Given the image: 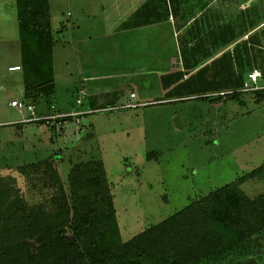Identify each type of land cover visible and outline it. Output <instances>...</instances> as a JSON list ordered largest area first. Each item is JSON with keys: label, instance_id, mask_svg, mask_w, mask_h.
<instances>
[{"label": "rangeland", "instance_id": "374dc122", "mask_svg": "<svg viewBox=\"0 0 264 264\" xmlns=\"http://www.w3.org/2000/svg\"><path fill=\"white\" fill-rule=\"evenodd\" d=\"M48 2L55 38V94L50 100H25L22 71L8 70L21 64L16 3L0 0V181L11 184L27 209L39 207L53 213L55 223H65L63 231L71 235L73 212H60L64 204L70 208L76 201L73 181L78 180L79 172V178H88L103 170L101 181L108 188L120 239L125 242L264 164V99L241 91L237 88L240 83L234 87L241 70L253 67L254 58V71L262 74L257 84L264 86V62L257 53L261 48L264 57V0H238L230 14L220 17V25L196 33L194 38L195 33H191L185 48L180 39L175 43L177 60L202 69L189 85L196 86L194 95H156L145 71L139 68L133 71L137 72L135 77H128L132 60L121 70L116 61L120 55L113 56L108 45L103 47V58L110 74H118L119 80L126 74L124 84L132 79L138 82L141 77L144 82L133 86L137 99L128 98L125 90L121 96L96 97L90 106L88 93L77 91L84 78L77 69L73 44L90 40L88 53L99 56L94 47L104 34L100 29L102 0ZM241 3L243 9L238 7ZM111 11L118 15V10ZM126 56L134 54L128 51ZM239 56L244 59L243 69ZM252 72H244L243 84ZM236 89L242 92L238 99L226 97ZM212 91L218 92L212 95ZM219 96L223 99L218 100ZM12 99L31 103L36 116L86 114L65 122L23 124L22 119L29 114L10 107ZM128 101L139 106L128 108ZM176 118L181 127L175 126ZM40 162H47L51 170L40 166L35 173L26 171L27 166ZM51 176L58 177V185L52 184ZM239 188L248 198L263 194L264 171L243 180ZM100 198L95 199L98 206ZM101 212L89 214L96 217Z\"/></svg>", "mask_w": 264, "mask_h": 264}, {"label": "trees", "instance_id": "16d2710c", "mask_svg": "<svg viewBox=\"0 0 264 264\" xmlns=\"http://www.w3.org/2000/svg\"><path fill=\"white\" fill-rule=\"evenodd\" d=\"M15 3L21 57L17 67L22 71L24 99L45 97L50 100L55 94L52 60L55 38L49 22V2L15 0ZM261 29L264 37V25ZM255 41L259 42L258 36ZM257 53L264 62L262 49ZM252 63L251 69L241 70L234 87L240 83L237 88L243 89L242 76L247 70H255V58ZM238 64L243 69L244 59ZM238 89L226 97L238 99L237 94L242 93ZM253 93L262 100L258 96L264 94V90ZM221 99L223 97L219 96L218 100ZM25 100V104L31 105ZM40 166L51 170L47 162H40L27 166L26 171L35 173ZM263 171L264 164L125 242L120 239L108 188L101 181L103 170L97 177L88 178H79L80 172H76L78 180L73 181V184L76 182L73 191L76 201L70 208L64 204L60 212H73L74 225L69 226L71 235L63 231L65 223H55L53 213L39 207L27 209L25 203L18 201V193L11 184L1 180L0 264H259L263 254L261 245H264V193L248 198L239 186L243 180ZM57 178L51 176L52 184H59ZM59 187L61 190V185ZM96 196L101 197V207L96 204ZM94 211L102 212L93 217L95 213H89ZM249 243L253 252L247 254L245 246Z\"/></svg>", "mask_w": 264, "mask_h": 264}, {"label": "crops", "instance_id": "0c3cea01", "mask_svg": "<svg viewBox=\"0 0 264 264\" xmlns=\"http://www.w3.org/2000/svg\"><path fill=\"white\" fill-rule=\"evenodd\" d=\"M237 1L102 0L100 29L104 34L97 38L94 47L98 49L99 56H92L88 53L90 40H78L73 44L77 69L81 70V76L84 78V80H81V87L77 89L78 93L82 94L86 91L89 94L85 92L89 106L94 104L96 97H107L116 94L121 96L126 91L128 98L130 93L135 94V99L138 98L133 86L135 83L141 85L144 82L142 77L138 82L132 79L124 84L126 74L119 80L118 74L111 75L110 69L107 70V61L103 58L105 53L103 47L110 45L111 54L113 56L120 55L116 58V61L121 70L125 69L126 65L130 66L129 60H132L131 62L136 66H130L129 71H132V73L128 77H135L137 72H133L134 70L143 69L147 80H149V85H153L155 88L156 95L164 98L172 95L174 97L194 95L196 86L190 87L189 85L195 73L201 67L186 66L182 58L181 62L177 60L178 54L175 50L177 41L180 39L185 48L190 44L191 38H194L196 33L208 29L212 30L211 27L220 25V17L230 14L232 9L236 8ZM238 7L243 9L244 5L241 3ZM112 9L118 10L119 16L116 11H111ZM76 24L78 25V23ZM191 33L195 34L191 37ZM127 50L129 53H133L134 56H126ZM119 52L121 53L119 54ZM14 66L20 65H13L9 68ZM92 70L93 73H90ZM94 70L96 71L94 72ZM107 71L108 74H106ZM114 72H117V70H114ZM108 80H112L114 83L110 85ZM180 83L181 86H178ZM210 93L213 95L217 92L212 91ZM263 248L264 245H261L263 254H261L259 264H264ZM245 251L247 254L253 252L251 243L245 246Z\"/></svg>", "mask_w": 264, "mask_h": 264}, {"label": "built area", "instance_id": "2783aa9c", "mask_svg": "<svg viewBox=\"0 0 264 264\" xmlns=\"http://www.w3.org/2000/svg\"><path fill=\"white\" fill-rule=\"evenodd\" d=\"M20 68L17 66L11 67L9 68V71H19ZM261 78V73L260 72H252L250 74H248L245 79H244V84H243V89L241 91H262L264 90V86H258L257 84V80H259ZM129 98L131 100L135 99V94L134 93H130ZM77 104H79V101H77ZM9 106L12 108H16L18 110L21 111V113L25 110L28 114L29 117L28 118H23L21 123L26 124V123H35L37 121L40 120H56V119H61V118H65V117H80L83 116L84 114H86L85 111L83 112H74V113H70V114H61V113H57L54 116H49V117H39L36 116L35 114V107L32 105H27L24 102H21L19 100H12L9 103ZM139 106L138 102H129L128 101V108H135Z\"/></svg>", "mask_w": 264, "mask_h": 264}, {"label": "water", "instance_id": "95a60500", "mask_svg": "<svg viewBox=\"0 0 264 264\" xmlns=\"http://www.w3.org/2000/svg\"><path fill=\"white\" fill-rule=\"evenodd\" d=\"M258 97H261L264 99V94L263 93H259V96ZM175 126L178 128V127H181V123L179 121L178 118L175 119Z\"/></svg>", "mask_w": 264, "mask_h": 264}, {"label": "flooded vegetation", "instance_id": "af4514ba", "mask_svg": "<svg viewBox=\"0 0 264 264\" xmlns=\"http://www.w3.org/2000/svg\"><path fill=\"white\" fill-rule=\"evenodd\" d=\"M259 98H261V97H259ZM263 99V98H262Z\"/></svg>", "mask_w": 264, "mask_h": 264}]
</instances>
